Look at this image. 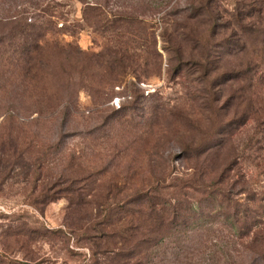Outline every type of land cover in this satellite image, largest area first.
Instances as JSON below:
<instances>
[{"label":"rangeland","instance_id":"374dc122","mask_svg":"<svg viewBox=\"0 0 264 264\" xmlns=\"http://www.w3.org/2000/svg\"><path fill=\"white\" fill-rule=\"evenodd\" d=\"M188 1L179 0L178 15L181 23L190 24L194 41L182 43L187 63L190 54L197 59L194 36L209 38L207 17L189 10ZM55 2L54 11L65 16L57 19V30L78 25L76 36H56L67 58L47 65L38 79H23L15 66L0 63V264H117L121 246L114 238L123 228L116 227L119 216L110 214L119 205L137 206L134 201L146 195L179 206L181 214L194 202L191 222L201 221L187 237L177 228V236L159 245L148 264H181L175 238L198 246L184 259L189 264H209L215 252L221 264H264L260 247L247 244L251 239L246 247L233 244L234 220L220 216L231 208L209 199L225 191L232 205L247 206L240 224L259 217L255 234L263 237L259 46L249 43L246 52L233 55L221 49L219 70L206 79L192 62L179 75L159 15L147 19L139 34L125 35L132 41L131 58L120 64L111 55L121 48V36L104 28L97 32L85 21L81 2ZM101 2L106 12L123 14L143 12L148 1ZM218 3L226 16L236 7L259 15L254 0ZM221 23L218 34L225 31ZM251 71H258L254 81ZM185 146H191L189 160L183 158Z\"/></svg>","mask_w":264,"mask_h":264},{"label":"trees","instance_id":"16d2710c","mask_svg":"<svg viewBox=\"0 0 264 264\" xmlns=\"http://www.w3.org/2000/svg\"><path fill=\"white\" fill-rule=\"evenodd\" d=\"M55 1L61 0H0V63L6 61L10 66H15L23 79L41 78V76L46 75L47 65L50 66L51 63L67 58L66 47L62 45V41L57 39V34L59 36L67 34L72 37L77 34L76 28L78 25L74 23L65 24L62 29L57 30V19H65V16L54 11L55 7L53 5H57ZM77 1L84 6L85 21L91 22L97 32L104 28L105 31L109 29L116 35L121 36V48L116 51L112 49L114 51H112L111 58L115 62L122 64V62L131 58L129 48L132 41L130 39L124 40L125 35L139 34V29L145 26L147 19L153 21L157 16L162 15L159 20L167 26L162 37L167 50L174 57L171 58V63L176 62L177 64L174 68L176 74L180 75L184 71V67L192 62L199 69L197 72H200L202 78L206 79L208 75L216 74L219 70L218 61L220 57L218 54L221 49H224L230 55L239 54L246 52L248 44L251 43L253 47L259 46V80L261 84H264L262 77V74L264 75V0H254V3L259 4V15L256 17L246 15L241 7H236L231 14L226 16L222 13L224 9H222L218 0H189L187 5L189 10L193 12L200 11V14L204 13L201 16L207 17L209 38L206 39V35L204 37L194 36L198 43L193 47V50L197 52V59H194L195 56L190 54L191 60L188 63L184 60L182 43L188 44L190 41L191 43L194 41L193 37L188 35L190 24L186 23L185 25L178 19V15L181 16L179 0H147L143 12L123 14L106 12L101 0ZM197 2L200 3L199 7L196 6ZM110 17H113V19H110ZM171 17L174 19H170ZM103 20L105 23H103ZM65 21L67 22V20ZM201 22L205 23V20ZM221 22L225 23L222 27L225 31L218 34L215 30L223 25ZM2 26L7 29H2ZM148 27L151 29V42L155 46L154 24ZM248 71H250L249 68L239 74L242 76L247 74ZM10 73V71L5 72V74ZM251 73L252 78H250L251 76L249 78L254 81L258 71H251ZM9 76L12 77V73ZM262 107L259 109V119L264 120V108ZM190 149L191 146L184 147V160H189L188 152ZM222 182L219 181V183ZM221 192L211 193L209 199L218 204L219 208H231L232 214L231 212H225L220 213V216L225 219L233 218L234 220L231 225L235 232L234 238L237 239H233V244L246 247V241L251 239L247 244L260 247L264 253V235L259 237L255 234L257 231L259 233V225L256 223L257 220L259 221V217L252 218V224L250 225H248V221H245L243 225L240 224L238 217L241 214L243 216L241 217L242 220L247 218L248 209L245 208L247 206L243 204L232 205L227 193L225 191ZM155 197L146 195V198L137 199L134 204L138 207L131 205L132 202L127 205L124 204L122 207L119 205L117 212L114 213V210L110 214L119 216L116 227L120 228L119 230L123 228L117 233L118 236L114 235V239L120 240L119 244L121 246L118 254L120 261L117 264H148L149 260L158 254L159 245H163L170 237L177 236V228H179V230L177 229L178 234L185 237L188 234L196 233L195 227L199 230L197 225L201 222L200 219L198 218L197 221L193 219L194 221L191 222V214L196 208V203L187 204L183 210L184 213L181 214L179 213V206L166 201L155 202V200H158ZM55 199L57 198L51 201ZM109 226L111 225L109 224ZM248 227L250 231L246 235L245 231ZM208 230L206 229V232ZM251 233L255 235L253 238H250ZM147 235L153 238L143 240L140 237ZM202 241L200 240V243ZM185 242L184 238H175L178 250L176 255L178 262L181 264H189L184 259H188L191 254L195 255V249L198 247L193 244V241L191 243L193 247L192 245H183ZM253 252L258 255V252ZM145 259L148 261L145 262ZM221 260L216 252L208 259L209 264H221ZM230 262L226 261V264H230ZM249 264H254V262H249Z\"/></svg>","mask_w":264,"mask_h":264}]
</instances>
